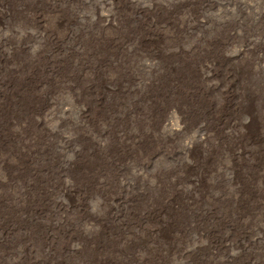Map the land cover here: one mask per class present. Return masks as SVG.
<instances>
[{
	"label": "rangeland",
	"instance_id": "374dc122",
	"mask_svg": "<svg viewBox=\"0 0 264 264\" xmlns=\"http://www.w3.org/2000/svg\"><path fill=\"white\" fill-rule=\"evenodd\" d=\"M139 1L157 12L145 27L156 45L122 58L99 29L100 0H0V157L19 175L16 149L33 137L38 185L73 148L105 183L71 193L50 248L42 237L48 208L31 212L42 207L40 193L28 190L17 203V187L0 185L2 214L3 203L15 205L5 211L13 229L0 238V264H264V0ZM153 2L173 4L169 17ZM36 13L46 14L53 38L30 35ZM143 59L152 66L142 69ZM130 74L133 84L102 91ZM201 123L208 136L199 142ZM124 130L134 137L120 139ZM64 134L72 140L57 153ZM5 170L0 164V176ZM64 178L76 183L73 172ZM68 244L77 251L67 253Z\"/></svg>",
	"mask_w": 264,
	"mask_h": 264
},
{
	"label": "bare ground",
	"instance_id": "6f19581e",
	"mask_svg": "<svg viewBox=\"0 0 264 264\" xmlns=\"http://www.w3.org/2000/svg\"><path fill=\"white\" fill-rule=\"evenodd\" d=\"M178 1H180V0H178ZM151 4L153 6H155L156 8L165 9V11L167 12L165 15H167V16L169 15L168 12H172L171 6L173 4H171L170 7H164V5H163V7H162V5H160L158 7V3L156 4V2H153ZM247 7H250V5H248ZM122 8H123L124 12H121ZM155 12L156 11H154V14H153V13L149 12L148 9H145L144 6L140 4L139 0H100V4L97 7L96 16L98 19L97 21L99 22V29L101 31H104L103 32V38L109 39L111 42L112 41L116 42L118 50H121V53H123V56H122V58H123L124 56L129 55L131 53H137L141 49V46H148V44L149 45H156L154 43H155V40H157V38H156L157 36H154L156 38L155 40H154V38L150 39V37H148L149 36L148 31L145 28L146 25H148V24L150 27L151 26L150 24L158 22V20H157L158 15H157V12L156 13ZM150 15L152 17H150ZM170 16H172V15H170ZM34 17H36V19H37L38 29L35 32L31 33L30 35L33 37L35 36L36 38H38V40L47 39L46 37L48 34H49V36H51L53 38V34L51 32V29L47 23L46 14L36 13V15H34ZM168 17L165 20L162 19V22L163 23L166 22L167 24H171V22L169 23L170 18H168ZM36 19H35V21H36ZM59 20H61V17H58V21ZM159 20H161V19H159ZM175 20L173 19V21H175ZM172 25H173V23L171 24V26ZM118 27L119 28L122 27L123 29L125 27L129 28V31L126 33L123 32V36L120 39L115 40L116 38L114 39L113 36H116L118 34V30H117ZM149 27H147V28H149ZM111 28L115 29L117 32L115 34L111 33L110 32ZM124 30H121V31H124ZM156 31L157 30H155V32ZM186 32H188V31H186ZM71 33L74 35L73 31H71ZM151 33H150V36L153 37L151 35ZM146 35H148V36H146ZM70 36L71 35L69 34V37ZM248 41H249V39H248ZM244 45H246V44H244ZM243 47H245V46H243ZM242 49H244V48H242ZM242 49L240 51H242ZM246 49L248 51V48H246ZM141 50H143V49H141ZM238 51H239V49H238ZM244 52H245V50H244ZM155 53H156V51H154L152 54H155ZM157 53H158V50H157ZM1 54H2V56H4V54L6 55L5 52H2ZM155 56H162V55L155 54ZM119 61H120V57H119V59H117L118 63H119ZM139 64H140L139 66L142 69H146L149 66H152V64L150 65V63H148L144 59ZM170 68L172 69L173 65H171ZM135 80H137V77L135 76V74H132V75L130 74V76H127L126 79L123 78V81H126L127 84H122L121 82L116 83L115 82L116 80L111 78V79H108L107 81H105V85H103L102 91H106V92L111 93V92H114V90H115L114 87L116 88L118 86L119 87L123 86L126 88L127 86H129L132 83V81H135ZM89 89H91V88H89ZM93 93H94V90H93ZM99 93L100 92L97 91V95H99ZM86 104L88 106H90L92 104L90 99H88L86 101ZM207 110H208L207 108L203 109L201 116L204 118V121H206V118H207L208 124L210 125L209 120L211 117H210V113ZM46 116H47V113L45 114V118H46ZM46 121L47 120L39 117L37 119L36 126L39 125V126H42L45 128ZM163 124H164L165 128L171 127L169 122L167 121V119H164ZM226 124H227V122L222 123V125H226ZM201 125L202 126L200 128L203 129V133L199 136V142L205 141L207 139V136H208V135H206V133H204V129H205V127H203L204 123H201ZM217 125H218L217 128L219 127L220 129H222V126L220 123H217ZM221 133H222V137L229 135V131L225 132L223 130H220V134ZM0 135H1L0 138L2 140V133H0ZM60 137H61V139L59 140V144L56 145L57 149H58L56 151L57 153H59L62 149L64 150L65 146L66 145L68 146L72 140L69 135L64 134V135H60ZM119 137H120V139H122L124 141L126 138H128V139L133 138L134 135L132 133L126 132L124 130L122 133H119ZM32 139H33V137H31V139L27 138V140L23 143V149L18 148V147L16 149V151H17L16 156L19 158L22 166H14L13 168H15L17 170V173L19 175L12 173L13 172L12 171V165L10 163H8V160L6 158L7 156H3V157L1 156L0 157V164L3 165L6 169L5 173H4L5 175L0 176V185L2 187L7 186V185L10 186V184L13 183V185H15V187H17L19 192L14 196V199H17V201H15L17 203L19 201V195H20V198L26 196V193H28V190H32V191L35 190L36 192L40 193V198L38 200H40L39 203L42 207H41V209H39L38 207H34L33 209H31V212L33 215H36L35 213L40 214L42 212V210H43L42 208H48L47 210L49 212H48V215L46 218L47 222L44 223L45 231H43L44 233L42 232V237L45 240L44 242L47 241L48 248H50V246L52 245L51 244L52 240H54V238H55L54 232L51 233L50 230L53 227H55V229L60 227L61 223L66 219L67 213L70 211V209L72 207V204L70 205V202L74 200V198L70 197L71 193L73 194L77 187L79 188L80 186H83V185L86 187V189H88L89 186L91 187L93 184H97V186L99 188H101V186H103L105 183H104V181L99 180L98 176L96 174L92 173V175L90 176L87 174V172L84 171V168L86 167V166L83 167V161L84 160L82 159V161H80L77 159V154H78L77 148H75V149L73 148L72 149L73 156L67 157V156L61 155L62 157L60 158V162H59V164H57L55 169H53L52 171L45 169V175L49 176V178L47 177L48 179H46L45 182H43L41 180L42 181L41 184L38 185V182H39L38 171L40 169L38 170V168L30 167V165H29L30 161L28 160L29 155H30V151H31L29 146L32 143ZM96 145L100 146L101 144L99 142ZM188 145L184 146V147H185V149L191 151L192 148H190ZM190 145H191V143H190ZM11 149H12V151L14 150L13 146ZM76 160H78V161H76ZM82 167H83V169H82ZM86 169H87V167H86ZM41 170H43V169H41ZM88 171H90V170L88 169ZM72 172L74 173V179L76 180V183L68 180V178H64L67 176L68 173H72ZM76 172L77 173L79 172V175H77ZM20 176H22V177H20ZM16 178H17V180H16ZM123 190H124V187L122 188L120 185V191H123ZM57 194L64 196L65 199L68 200V201H66L68 203L62 202V200L59 198L57 199V197H56ZM112 196H114V194ZM112 196L110 195V196L103 198L105 202L107 201V203H106L107 206L108 205L110 206L109 201L111 199L117 200ZM128 196H129V194L126 195V199H127L126 203L127 204L129 201ZM168 199H170V197ZM168 199H167V201H168ZM76 202L77 201L74 202L75 205H76ZM3 205L6 208V210H3V214H2V211L0 208V219H1V221H0V238H3L2 235H4L5 233L8 234L10 232L9 230L13 229V226L10 227L9 223H7V224H4V223L8 222V218L5 217V211L7 214H10V211L12 212V209L14 208L15 205L12 206L11 203H6V205L3 203ZM79 205H80V203L77 202L76 206H79ZM162 207H163V205H162ZM117 212H119V210H117ZM116 215L117 214L115 213L114 218L116 217ZM42 217H44V216H42ZM91 219L95 220L94 218H91ZM87 221H88V219H87ZM91 225H92V223H87L85 226V229L90 230ZM159 230L164 231L162 228V224L160 225ZM245 244H246L245 242H240L241 246H245ZM65 251L67 253L76 252L77 251L76 244H70V245L68 244L65 247ZM21 262H22L21 258L18 257L17 259H15L10 264H20Z\"/></svg>",
	"mask_w": 264,
	"mask_h": 264
}]
</instances>
